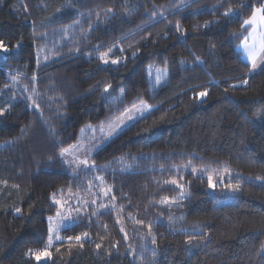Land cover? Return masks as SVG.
<instances>
[{"label": "trees", "instance_id": "1", "mask_svg": "<svg viewBox=\"0 0 264 264\" xmlns=\"http://www.w3.org/2000/svg\"><path fill=\"white\" fill-rule=\"evenodd\" d=\"M261 5L0 0V264H264V63L238 49ZM141 101L87 166L64 163L84 124ZM53 193L80 201L37 261Z\"/></svg>", "mask_w": 264, "mask_h": 264}, {"label": "rangeland", "instance_id": "2", "mask_svg": "<svg viewBox=\"0 0 264 264\" xmlns=\"http://www.w3.org/2000/svg\"><path fill=\"white\" fill-rule=\"evenodd\" d=\"M4 54L5 51L3 49H0V59L4 56ZM259 66L256 69H258ZM156 85H158L157 82ZM150 108H151L150 105L147 102L143 101V105L141 104V102H139L135 104V108L131 106L125 112L117 116L114 120H112L110 123H108L105 126L97 127L96 125L90 123L84 124L80 129L77 140L72 144V145H76L77 149L74 151L72 155H65V156L60 155L61 158L63 159L64 163H66V165L71 168H79L81 166H85L83 164H78L77 162L79 160L88 161L89 157L105 141H107L109 138L117 134L121 129L128 126L139 116L146 113ZM129 116L131 118H129ZM82 129L83 131H81ZM206 173L212 178L211 180L212 182L214 176H216L215 173L213 171H207ZM218 182H222L225 185V190L223 191L219 186H215L214 181H213L214 187H211V190H214V188L216 187L219 188L220 191H223L225 194L231 192V190L227 188L224 177H222L221 180ZM78 197L79 195H71V196H67L66 198L60 199L61 203L63 204V207L62 208L60 207L58 211L62 213L63 219L57 218V212H58L57 211L55 215L51 216L52 220L51 221L49 220L50 222L49 224L52 227L55 228L58 226L59 229H61V227L75 220L76 212L73 205H75L80 201L77 199ZM224 200L229 201L232 200V198L226 197ZM53 234L55 235L56 232ZM43 259L44 258H42L41 260Z\"/></svg>", "mask_w": 264, "mask_h": 264}, {"label": "snow or ice", "instance_id": "3", "mask_svg": "<svg viewBox=\"0 0 264 264\" xmlns=\"http://www.w3.org/2000/svg\"><path fill=\"white\" fill-rule=\"evenodd\" d=\"M232 14V10L229 8L228 11L224 13V15H230ZM206 26V25H205ZM242 31H246L247 35L243 37V40L241 42L240 47H242L243 53L246 55L247 59L250 61L251 64V69H256L261 63H264V5H261V7L254 8L251 16L248 19H245L242 21L241 25ZM250 29V30H249ZM0 49H3L4 51H7L8 49L5 47L3 41H0ZM112 51V49H108L107 52H103L100 54L99 59L107 64L111 62L112 64H117L119 61L116 59H109V53ZM244 84H247V81L245 80L243 82ZM107 91V89H105ZM201 96L207 95V93H201ZM141 104L143 105V101H141ZM133 108H135V105H133ZM129 118H131L129 116ZM83 131V129L81 130ZM77 149L76 145H69L67 148H62L60 151L61 156L65 155H72L74 151ZM78 164H83L85 166L88 165L87 160H79L77 162ZM187 167V165H185ZM193 172L196 171L195 168L192 169ZM257 179H260V177H257ZM212 178L209 177V186L214 187V185L211 182ZM166 183H171L173 185H176L178 188H183V185L179 183L178 180L172 179L170 181H166ZM111 189L109 188L106 192L105 195L110 192ZM52 201L54 204L59 205L61 208L63 207V204L61 203L60 200L56 199V194L53 193L51 197ZM95 203V201H93ZM102 207H107V205H102ZM17 212L20 211V209H16ZM57 218L62 217L61 212H57ZM49 220H52V217H49ZM65 227H71V225H65ZM59 231V227H52L50 225L49 227V237H48V243L46 245V248L43 251L32 253V255L35 256L37 261H40L42 258H50L51 257V252L48 251V249L51 248L52 246V234L55 232ZM87 233L83 234L82 236H76V237H68V240H75V242L80 243L82 238H86ZM56 239L59 240L61 237L58 235L56 236ZM155 243V241H153ZM82 246V244H80ZM99 247V245H97Z\"/></svg>", "mask_w": 264, "mask_h": 264}, {"label": "crops", "instance_id": "4", "mask_svg": "<svg viewBox=\"0 0 264 264\" xmlns=\"http://www.w3.org/2000/svg\"><path fill=\"white\" fill-rule=\"evenodd\" d=\"M250 30V29H249ZM247 35V34H246ZM242 42V41H241ZM241 42L239 43V45H241ZM238 45V49H239V51L241 52V55H242V57H243V59L246 61V62H248L249 64H250V61L247 59V57H246V55L243 53V50H242V47H240ZM251 65V64H250Z\"/></svg>", "mask_w": 264, "mask_h": 264}]
</instances>
